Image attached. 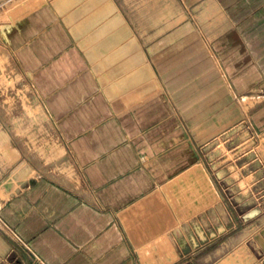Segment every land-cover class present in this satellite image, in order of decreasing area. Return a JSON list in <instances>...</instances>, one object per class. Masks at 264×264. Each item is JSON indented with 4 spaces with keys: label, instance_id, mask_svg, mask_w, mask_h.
I'll return each mask as SVG.
<instances>
[{
    "label": "crops",
    "instance_id": "0c3cea01",
    "mask_svg": "<svg viewBox=\"0 0 264 264\" xmlns=\"http://www.w3.org/2000/svg\"><path fill=\"white\" fill-rule=\"evenodd\" d=\"M134 8L21 0L1 22L74 182L35 177L3 200L0 264H231L215 261L224 233H184L183 207L215 200L199 146L216 111L264 132V0H195L148 24Z\"/></svg>",
    "mask_w": 264,
    "mask_h": 264
},
{
    "label": "rangeland",
    "instance_id": "374dc122",
    "mask_svg": "<svg viewBox=\"0 0 264 264\" xmlns=\"http://www.w3.org/2000/svg\"><path fill=\"white\" fill-rule=\"evenodd\" d=\"M20 1L0 5V24ZM194 1L131 0L135 12L129 15L136 23L166 21L180 6L185 9ZM233 105L238 108L234 96ZM221 112L216 111L214 126L209 122L202 128L207 141L199 146L215 182V200L210 206H184L183 231L197 226L215 236L224 233L214 247L215 261L249 264L261 254L256 245L264 243V132H255L242 109L231 111L230 124H218ZM71 168L54 122L0 37V204L35 177L72 184Z\"/></svg>",
    "mask_w": 264,
    "mask_h": 264
}]
</instances>
